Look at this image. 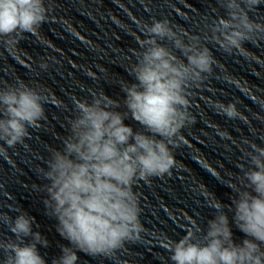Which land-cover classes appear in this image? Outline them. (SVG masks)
<instances>
[{
  "label": "clouds",
  "instance_id": "clouds-1",
  "mask_svg": "<svg viewBox=\"0 0 264 264\" xmlns=\"http://www.w3.org/2000/svg\"><path fill=\"white\" fill-rule=\"evenodd\" d=\"M218 2L226 15L212 20L205 40L226 53H242L245 42L264 39V24L249 15L264 0ZM48 13L46 0H0V37L11 43L25 33L36 34ZM142 31L130 68L134 81L122 87L125 110H118L120 102L102 90L92 92L91 102L77 99L62 147L52 150L40 169L47 182V213L71 245L62 248L53 264H77L78 252L110 255L140 239L144 228L134 186L171 174L176 163L172 148L184 139L181 129L192 123L190 90L213 72L216 60L200 36L179 32L166 19L143 23ZM46 101L43 91L24 81L0 87V157L23 145L30 128L41 126ZM216 107L230 119L242 116L235 103L218 102ZM127 118L142 130L126 125ZM245 157L241 186L230 185L235 192L231 204L215 197L208 201L215 218L207 221L206 231L193 220L179 240L164 243L172 264H264V147L252 143ZM228 212L246 236L239 244L233 240ZM7 221L15 239L0 240V251L6 253L3 264H46L37 245L47 247L49 242L33 231L34 218L21 212Z\"/></svg>",
  "mask_w": 264,
  "mask_h": 264
}]
</instances>
